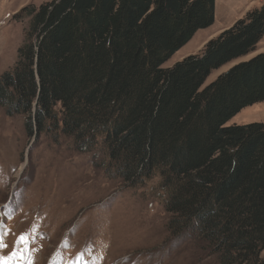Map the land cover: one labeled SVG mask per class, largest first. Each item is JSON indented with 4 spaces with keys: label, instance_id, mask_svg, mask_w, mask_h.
<instances>
[{
    "label": "trees",
    "instance_id": "16d2710c",
    "mask_svg": "<svg viewBox=\"0 0 264 264\" xmlns=\"http://www.w3.org/2000/svg\"><path fill=\"white\" fill-rule=\"evenodd\" d=\"M216 0H51L23 11L25 43L0 106L29 136L96 150L124 184L155 180L166 232L209 264H264V4L165 64L213 23ZM21 16V15H20ZM177 244V245H178Z\"/></svg>",
    "mask_w": 264,
    "mask_h": 264
},
{
    "label": "rangeland",
    "instance_id": "374dc122",
    "mask_svg": "<svg viewBox=\"0 0 264 264\" xmlns=\"http://www.w3.org/2000/svg\"><path fill=\"white\" fill-rule=\"evenodd\" d=\"M48 1L0 0V75L13 67L25 43L24 9ZM262 4L216 0L213 23L165 65L199 53L209 39ZM263 51L264 35L254 52L212 72L207 82ZM250 122H264V101L243 108L227 124ZM106 163L96 150L78 152L62 136L57 141L29 136L23 116L8 115L0 106V235L9 233L4 241L10 249L2 253L12 256L9 264H28V245L19 243L20 235L34 239L35 264H209L197 261L192 242L178 244L167 234L168 215L155 180L124 184L107 175Z\"/></svg>",
    "mask_w": 264,
    "mask_h": 264
},
{
    "label": "snow or ice",
    "instance_id": "6c2138e0",
    "mask_svg": "<svg viewBox=\"0 0 264 264\" xmlns=\"http://www.w3.org/2000/svg\"><path fill=\"white\" fill-rule=\"evenodd\" d=\"M3 220H0V223H3ZM9 235V233L6 231L3 235H0V264H9V261L12 259V256H5L2 253L8 251L10 249V245L6 244L4 241V236ZM20 244H27L28 248L27 251L29 253V256L26 258L28 261V264H35L34 255L33 253L38 251V249H34L31 245L34 243V239H30L27 235H20L16 238ZM20 258L24 259L25 257L23 254H20Z\"/></svg>",
    "mask_w": 264,
    "mask_h": 264
}]
</instances>
